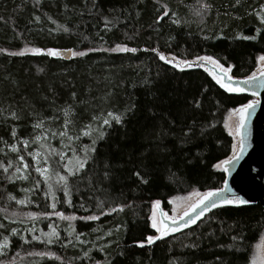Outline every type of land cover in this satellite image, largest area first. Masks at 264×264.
I'll use <instances>...</instances> for the list:
<instances>
[{
	"label": "trees",
	"instance_id": "16d2710c",
	"mask_svg": "<svg viewBox=\"0 0 264 264\" xmlns=\"http://www.w3.org/2000/svg\"><path fill=\"white\" fill-rule=\"evenodd\" d=\"M201 3L211 7L197 15ZM261 5L264 0H240L238 4L237 0H95V6L93 0H0V49L5 50L0 51V162L13 163L8 173L0 168V209L7 208L6 214L0 211V223L6 225L0 229V242L9 237L3 249L6 255H0V260L5 264H251L264 235L261 204L218 206L195 224L152 244L147 237L155 234L150 219L155 201L170 209L171 200L193 190L223 186L226 173L213 165L232 153L227 117L253 98L226 91L203 68L181 69L167 63L159 58V51L186 60L212 56L226 67L231 65L233 76H250L258 56L264 55ZM158 17L163 18L157 22ZM117 45L136 51H112ZM49 49L86 54L66 59L49 55ZM132 104L135 108L124 122L113 123L105 139L97 141L94 160L78 176L69 177L68 196L54 174L66 175L59 157L50 158V192L28 153L44 152L41 143L51 144L68 157L72 152L64 147L69 144L67 138L63 143L58 136L31 142L41 132L33 125L41 118L56 117L45 119V128L62 130L60 109L71 105L70 135L80 136L71 147L83 156L79 149L90 145L96 135H81L82 129L87 130L85 125L98 128L109 111L123 113ZM12 112L19 119H13ZM93 116L100 119L93 121ZM24 139L30 141L27 149L21 142ZM17 155L25 157L29 169L15 173L20 166ZM137 171L147 183L134 175ZM13 173L28 179L5 178ZM9 194L31 202L17 204L8 200ZM101 203L102 209L97 207ZM112 208L117 211L111 212ZM57 211L77 219L65 221L54 214ZM30 212L37 215L28 216ZM89 215L99 218L79 219ZM70 223L88 243L68 236ZM49 225L59 233L60 242L46 243L43 233L52 230ZM12 228L18 229L14 236ZM33 236L40 240H32ZM68 239L75 246H65Z\"/></svg>",
	"mask_w": 264,
	"mask_h": 264
},
{
	"label": "snow or ice",
	"instance_id": "6c2138e0",
	"mask_svg": "<svg viewBox=\"0 0 264 264\" xmlns=\"http://www.w3.org/2000/svg\"><path fill=\"white\" fill-rule=\"evenodd\" d=\"M39 2V0H37ZM240 2V0H237V4ZM93 6H95V0H93ZM211 7V5L207 3H201V8L200 10L197 11V15H203L206 14L207 10ZM262 13H259L261 17V22L264 23V5H261ZM175 14V13H173ZM164 16L168 15V12L165 11ZM163 17H158L157 22H159L160 19ZM37 19H39L37 17ZM109 22L107 21V18H105V26L107 27V24ZM173 23H178V21H173ZM65 31H68V29H64ZM259 32V30H257ZM245 40H254L256 39L255 36H243L242 37ZM116 50H121V51H131L135 52L136 49L132 48L129 49L127 47H121L120 45H117L116 49H112V51ZM147 50V49H146ZM0 51H5L3 49H0ZM36 53H39L41 50L40 49H35L34 50ZM68 51L71 52L69 49ZM152 51H156V49H152ZM12 55H23V52L21 53H11ZM48 54L51 56H58L60 53L58 51H54L52 49L48 50ZM86 53L85 52H72L73 56H84ZM159 58L161 60H166V57L163 54H159ZM196 62H200V66H205V64H210L212 72L211 74L213 75V79L216 80V83L220 85V87L224 88L228 92H245L249 90L252 91L253 96H257L258 93L254 91L256 88H261L264 87V55H260L257 58L258 64H260V67L258 68L257 71H254L250 76L245 78L243 81H240L238 83H233V77L229 75V72L231 71L232 66L229 65L228 67H225L224 64L220 63L218 59H215L212 56H197L195 58ZM168 63H171L172 61H167ZM187 66H191L193 62L191 61H183ZM244 84L247 86V88L240 87V84ZM73 97H75V93H73ZM260 101L258 99L256 100H250L245 104L240 105L238 108H234L231 110V113L238 117V124L234 128V130L230 131V135H236L239 136L240 139L233 143L231 146V151L232 154L228 156L227 158L218 161L216 164L213 165L215 169L218 171H223L225 173H230L231 171V166L239 160L242 155L245 152V149L249 146L248 139H247V134L245 133L244 129L247 127V122H248V117L251 115V112L255 109L256 105H258ZM196 106L199 107V102L196 103ZM135 108V105L132 104L130 105L126 112L123 113H115L113 111H109L107 113L108 118H104L102 120V123L98 128H93L91 124L85 125V129L81 130V135L84 136H91L93 132L96 133L95 138L92 139V142L90 145H84L82 148L79 149V152H83V156L78 154V150L76 148L71 147V142L74 140L80 139V136L77 135H70V126L73 125V108L71 105L60 109L62 111L63 116H64V121L61 126L62 130H56L53 131L50 128H45V119L48 120H54L56 117H48V118H41L39 119L34 125V129H41L40 134L35 135L32 138L31 142H41V141H47L49 137L51 138H56L57 136L61 139V142L63 143L64 138H67L69 141V144L64 145V147H67L70 149L72 152V156L68 157L65 152H61L51 146V144H45L41 143L40 147L41 149H45L44 152H29L28 155L33 157V160L36 162V167L35 171L37 173H40L42 177H44V182L48 184L49 191H52L53 185L49 183V181L52 178L53 171L50 167V158L52 156H58L59 161L66 172V175H61L59 172H55V176L57 177V184L60 186V188L64 191L65 196L69 195V177H76L78 176L81 172L85 170L86 165L89 164L90 161L94 160V153H96L97 148L96 144L98 140H104L107 134V129L111 128L113 123L119 125L124 122V117L127 113L131 112ZM11 116L13 119H19V116L15 113L12 112ZM93 121H96L100 119V117L93 116ZM225 127H228V124H225ZM191 132V128L188 130ZM11 135L15 138L17 136L16 128L13 127L11 131ZM184 136H188V132L184 133ZM24 148L27 149L30 141L28 139H24L21 141ZM11 149L13 152H19V149H17L16 145H12ZM40 157L41 159H38ZM17 160L20 163V166L15 168V173H21L22 169L27 170L30 167V164L25 161V157L23 155H17ZM43 165L42 167L39 165ZM13 167L12 161H8L7 165H5L3 162H0V168L3 169L4 173H8L9 169ZM105 169H109L110 165L105 162L104 164ZM15 173L6 176L5 178L9 181H13L16 179L19 180H27L28 176L27 175H15ZM134 175L139 177L143 183H147L148 181L143 178L141 173L139 171L135 172ZM109 177V171L104 172V178L107 179ZM40 181L36 182V186H39ZM26 193L30 191V189H23ZM231 193V188L229 187V181L225 179L223 181V187L221 188H215V189H209L208 191H205L203 193L193 190V193L190 194V196L187 199H190L191 196L197 197V199L189 205V207L183 212L182 215H177V216H167L165 213H161L162 219L159 222V226L155 220V213L153 214V222H152V227L156 229L158 233H160L159 236H148L147 237V243L152 244L158 239H162L163 237L169 235L172 232L180 231L182 228H187L191 224H195L197 220H199L204 212L209 211L213 208H216L218 206L222 205H246L251 203V201L246 200L234 193L231 195H228ZM52 198H53V203L51 204V207L53 209L56 208V198H55V193L52 192ZM8 200H16L15 196H12L11 194L8 195ZM25 197V199L21 200H16L17 204L24 205L26 203H30ZM68 203H71L68 201ZM160 205V201L157 200L154 202V207H158ZM83 207V205H81ZM98 208H103V204H98ZM119 210H123V206H117ZM199 209V211H197ZM0 211H3L5 214L7 213V208L0 209ZM111 212L117 211V208H112L110 209ZM56 216L60 217L61 219L65 221H74L77 219L75 215H65L62 212H55L54 213ZM107 214L104 211H101V215ZM13 216H16L17 213L13 212ZM28 216H36V213H27ZM45 216L50 215L48 213H44ZM7 218V216H5ZM99 217L96 215H89V216H82L79 217L81 220L85 221H90V220H97ZM179 221H183V223L179 224L177 227ZM166 221H171V226ZM15 222V221H13ZM49 228L52 230L49 233H43L44 236L47 237L46 243L52 244V243H58L60 242V236L57 230L52 226L49 225ZM0 229H6V225L3 223H0ZM69 231H68V236L73 237L75 241H78L81 244H86L88 241L86 240H81V236H83V233H76L75 228L69 224ZM35 229H30L29 231H34ZM18 233V229L12 228L11 229V235H16ZM243 239V237H241ZM23 239V237H22ZM233 240H236V237H232ZM32 240H40V237L38 236H33ZM25 243H28L27 240H25ZM73 244L72 239H68L65 243V246ZM9 245V237L4 236V239L2 242H0V255H6V253L3 252V249L7 248ZM73 246H75L73 244ZM138 246L143 247L144 242H138ZM191 247H198V245L193 244ZM229 247H236L237 251H240L241 249L238 246H233L230 245ZM257 252L253 254L251 264H264V237L261 238V242L257 244L256 246ZM101 250H103V246L101 247ZM39 255H52L54 256L55 254L53 253H39ZM85 258H89V252L84 253ZM56 259H60L59 257H55ZM107 260V257H106ZM0 264H5V261L0 260ZM96 264H101L100 261H96ZM107 264H111L110 261H107Z\"/></svg>",
	"mask_w": 264,
	"mask_h": 264
},
{
	"label": "water",
	"instance_id": "95a60500",
	"mask_svg": "<svg viewBox=\"0 0 264 264\" xmlns=\"http://www.w3.org/2000/svg\"><path fill=\"white\" fill-rule=\"evenodd\" d=\"M68 50L63 51L58 49L54 51H58L60 57L70 59L72 57V50L70 49L71 52ZM204 67H206L208 71H212L210 64H205ZM191 68L203 67L200 66V62H193V67ZM229 75L233 77L234 84L248 77H235L232 75V72H229ZM240 87L247 88V86L242 83ZM252 91L253 90H249L240 93L253 96ZM254 91L258 93L255 97L258 98L260 103L256 105L255 109L251 112V115L248 117L247 127L244 129L247 134L249 146L245 149L242 157L231 166L230 173H226V179L229 181V187L231 188V193L228 195L234 193L251 201L249 204H261L264 206V87L256 88ZM197 211H199V209ZM209 211L204 212L203 216ZM159 212L160 218L162 219L161 213L165 212L160 207ZM166 222L171 226V221ZM181 223H183V221L178 220L177 227Z\"/></svg>",
	"mask_w": 264,
	"mask_h": 264
},
{
	"label": "rangeland",
	"instance_id": "374dc122",
	"mask_svg": "<svg viewBox=\"0 0 264 264\" xmlns=\"http://www.w3.org/2000/svg\"><path fill=\"white\" fill-rule=\"evenodd\" d=\"M120 46H121V47H127V46H125V45H120ZM127 48L131 49L130 47H127ZM115 49H116V47H115ZM116 51H119V52H126V51H121V50H116ZM159 54H163V55L166 57V60H164L165 62H167V61H172V62L169 63V64H171V65H173V66H175V67H177V68H181V69H186V68H191V67H193V63H192L191 66L189 67V66L185 65L184 63H182L183 61L196 62L195 59H192V60L180 59V58H178V57H176V56H174V55H172V54H167V53H164V52H161V51H159ZM167 63H168V62H167ZM225 67H226V66H225ZM259 67H260V64H258V62H257V67H256L255 71H257ZM203 68H204L206 71H208L206 67L203 66ZM208 72L211 74L212 71H208ZM230 73H231V71H230ZM211 75H212V74H211ZM212 76H213V75H212ZM256 99H258V98L255 97V96H253V98H252L251 100H256ZM237 108H238V107H237ZM226 123L228 124V127H226V128H227L228 133H229L230 131L234 130V128H235L236 125L238 124V117H236L235 115H233V114L230 112L229 115H228V117H227ZM231 136H232V138H233V143L237 142V141L240 139L239 136H236V135H231ZM231 154H232V153H231ZM42 166H43V165L41 164V167H42ZM196 191H198V190H196ZM199 192L203 193V192H205V191H199ZM191 193H193V192H191ZM191 193H189L188 195H186V196H184V197H180V198H176V199L171 200L170 203H169V205H170V209L165 208V206L163 205V203H162L161 201H160V205H159L158 207H154V203H153V205H152V212H151V216H150V219H151V225H152V222H153V214L155 213V220H156V222H157V224H158V226H159V222H160V220H161V218H160V212H159V207H160L161 209H163L164 212H165V214H167V216H169V217H171V216H177L178 214H179V215H182L183 212L189 207V205H190L191 203H193V202L197 199V197H195V196H191L190 199H187V198L190 196ZM152 228H153V227H152ZM153 229H154V228H153ZM154 231H155V234L152 235V236H159V235H160V233H158V232L156 231V229H154ZM172 233H175V232H172ZM172 233H170V234H172ZM262 237H264V235H263ZM260 242H261V240H260ZM260 242H259V243H260ZM259 243H258V244H259ZM256 246H257V245H256ZM256 252H257V248H255V253H256Z\"/></svg>",
	"mask_w": 264,
	"mask_h": 264
}]
</instances>
